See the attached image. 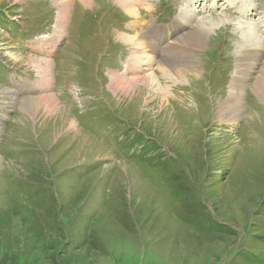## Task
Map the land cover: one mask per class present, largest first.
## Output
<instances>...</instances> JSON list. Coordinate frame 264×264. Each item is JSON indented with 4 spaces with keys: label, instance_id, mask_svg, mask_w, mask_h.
<instances>
[{
    "label": "rangeland",
    "instance_id": "obj_1",
    "mask_svg": "<svg viewBox=\"0 0 264 264\" xmlns=\"http://www.w3.org/2000/svg\"><path fill=\"white\" fill-rule=\"evenodd\" d=\"M62 1L0 0V264H264V43L243 112L221 113L247 39L234 12L193 50L199 72L181 87L155 72L173 58L128 66L135 47L154 54L120 36L136 27L117 0H71L67 27ZM155 2L146 18L171 23L184 0ZM169 30L149 45L179 46L185 32ZM30 55L52 61L49 84ZM112 72L142 78L125 92ZM30 96L51 99L22 114Z\"/></svg>",
    "mask_w": 264,
    "mask_h": 264
},
{
    "label": "bare ground",
    "instance_id": "obj_2",
    "mask_svg": "<svg viewBox=\"0 0 264 264\" xmlns=\"http://www.w3.org/2000/svg\"><path fill=\"white\" fill-rule=\"evenodd\" d=\"M82 1L85 4L87 1H90L91 2L90 4L93 3L92 0H82ZM70 2H71V0H63L62 1L63 11L59 13L60 15H59L58 22H57L62 27H67V25L69 24L67 22L66 12H68L67 9H68L69 5L71 4ZM117 2H119V4H121L125 8V10L128 12L137 6V0H117ZM241 3L242 4H237L235 9L237 12L241 13V18L239 20L240 21L239 23L242 25L243 24L245 25V26L243 25V27L246 28V30H244V33L246 34L247 39H242L243 40V42H241L242 45L240 44L242 47H240L241 49L238 50L239 54L237 53L238 55L236 58V61H237L236 69L234 71V75L232 76V79H231V82L229 85L230 86V93H229V98H228L227 102L230 104H228V106L227 105L222 106V110H221V113H223L224 108H225V112L230 111V108H231L233 110L232 112L234 115L237 113L241 114L243 112L242 110L244 109L243 107H244L245 101H246L245 100V98H246V87L248 86L247 82H248L250 75H251L250 74V72H251L250 67L252 65H256V62H258L257 60H259L260 58L263 57L262 43H264V41H263L264 38L260 35V31H259V29H262L261 28L262 25L257 23V26H256L253 23L255 21V17L259 16L258 11H253L256 9V6L254 7V0H241ZM202 4L204 7L209 8L208 11L210 14L208 16H204L202 18H199L198 22L200 21V23L198 24V22H196L198 24V28L196 29V27L195 28L193 27V29H192V27L190 26L191 21L194 20L195 16L202 13V11L200 10V6ZM186 5L191 6V9H189L188 12L183 10L181 18L174 19L170 25H159V24H155L152 20H148V19L144 20L142 18H139V20H137L133 23V25L136 27V30H133L134 31L133 36H129L127 34L120 35L122 38L125 39V41H128L129 43L133 42L132 43L133 45H137L140 48L149 47V51L154 54L153 57L147 56L148 53H141L139 48L135 47L134 51H133V57L128 62L129 67H134L137 70L140 67L139 69L142 70L141 67L142 66H149L152 63V61H155V58H156L155 56H157V55H165L167 57L173 58V62H171L170 60L163 59L166 63H164V61L161 62V64L157 67V70L155 72H157L159 70L160 71V77L165 81L167 80L166 82L171 81V82L176 83L175 86H181L180 83L183 82L182 81L180 83H177L175 80L187 78V77H190V73L199 72L198 68L200 66H199L198 62L201 60L192 59L193 50L194 49H197V50L202 49L206 39L208 38V34H209L208 30H210V28H213L215 25L219 24L220 22H225L227 20L224 18L225 16H223L224 12H221L216 16L211 14L210 8L213 5L209 4V0H204V1H202V0H189L186 3ZM131 15L134 16V18H138L140 14L137 15L135 12H132ZM192 25H193V23H192ZM253 25H255L256 27L253 28V30H252ZM170 27L173 28L174 34H178L179 32H185L180 37H178V39L175 40L176 42L180 43L179 46H176V43H172L169 39H164L163 41H161L157 44L149 45V43L154 42L155 40H158V39L164 37V35L167 33V31L169 30ZM249 29H251V30H249ZM169 32H170V30H169ZM253 39L255 41H253ZM29 58L33 59L34 63L36 64L35 66L38 68V70H41V72H42L40 74L41 77L39 75V78H40V79H38L39 82L49 84L50 79H51V75H52V73H51L52 72L51 71V69H52L51 62L52 61L50 62L44 58L37 57L34 55H30ZM181 67L186 68V69L183 70V69H181ZM151 68H152V66H151ZM263 71H264V69H263ZM171 72L175 76L172 75ZM263 76H264V72H263ZM145 77H148V76H145ZM139 78H142V77H139ZM139 78H134V77L125 78V77L120 76V74H118L117 72H112V78L111 79L113 80V84H115L116 86L118 85V86L122 87L125 90V92H127L128 84L132 81H136V79H139ZM157 78L158 77L155 76V73H153V74L151 73L150 77L145 78V82L148 85V87H151L154 89L156 86L155 81L157 80ZM161 78H159V79H161ZM200 79H202V78L200 77ZM254 86H255L256 92L259 95V98L264 100V77H261V79L259 78V80L257 79ZM45 88L47 89V87H45ZM166 94L169 95L170 93H168L167 91H164L163 95L161 94L162 95L161 100H163L162 102H164V97L166 98V96H167ZM47 99H51V98H44V99L41 98L40 99L39 97H35V96H30V97L24 98L21 102V105H20L21 113L22 114L24 113L26 115L32 114L33 106L35 105L34 102H37L40 100H43V102H46L44 100H47ZM5 102L9 103L8 101H5ZM12 103H13V100H12ZM12 103L10 102L9 104L11 105ZM223 103H222V105H225V103L224 104ZM171 105H172V97L170 98V102H168L164 106L171 108ZM35 107H37V106H35ZM246 109H247V107H246ZM246 109H245V111H246ZM251 112L254 113V111H251ZM85 140H86V138L83 136L80 139V142L82 143ZM98 147L101 149L99 143H98Z\"/></svg>",
    "mask_w": 264,
    "mask_h": 264
},
{
    "label": "clouds",
    "instance_id": "obj_3",
    "mask_svg": "<svg viewBox=\"0 0 264 264\" xmlns=\"http://www.w3.org/2000/svg\"><path fill=\"white\" fill-rule=\"evenodd\" d=\"M156 9V2L155 0H137V6L127 12L126 14H131L132 12H135L137 15H139L141 12L143 13H153Z\"/></svg>",
    "mask_w": 264,
    "mask_h": 264
}]
</instances>
